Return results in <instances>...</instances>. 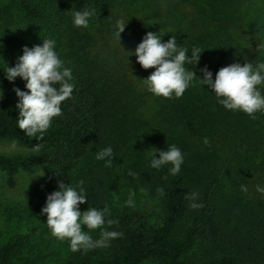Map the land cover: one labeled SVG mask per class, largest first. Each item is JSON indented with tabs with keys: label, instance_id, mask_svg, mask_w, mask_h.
I'll return each mask as SVG.
<instances>
[{
	"label": "trees",
	"instance_id": "trees-1",
	"mask_svg": "<svg viewBox=\"0 0 264 264\" xmlns=\"http://www.w3.org/2000/svg\"><path fill=\"white\" fill-rule=\"evenodd\" d=\"M84 7L96 8L97 16L86 28L74 27L71 10ZM2 20L12 27L4 32L0 25L6 66L23 46L54 38L74 81L61 114L43 134H28L15 123L13 89L24 90V82H9L0 73V140L24 149L0 154V173L8 188L21 172L34 175L19 217L40 219L57 181L82 180L87 201L79 210L107 205L108 219L116 223L104 227L122 233L106 248L73 252L66 241L60 264H264V194L255 190L264 187V114L251 118L225 110L196 78L178 98L155 96L141 80L153 69H142L130 55L137 45L134 32L147 28L164 34L162 41L174 35L177 45L199 47L192 66L197 78L205 65L214 79L230 63L264 61V0H0ZM117 20L126 23L118 41ZM169 144L184 157L174 176L167 165L157 170L147 163L152 148ZM109 145L113 163L104 167L94 153ZM38 171L43 175L35 177ZM126 185L154 197L155 211L118 205L115 195ZM193 191L199 209L188 207L185 193ZM38 221L0 244V264L33 253L34 237L51 236L45 218ZM86 231L98 237L99 229Z\"/></svg>",
	"mask_w": 264,
	"mask_h": 264
},
{
	"label": "clouds",
	"instance_id": "clouds-1",
	"mask_svg": "<svg viewBox=\"0 0 264 264\" xmlns=\"http://www.w3.org/2000/svg\"><path fill=\"white\" fill-rule=\"evenodd\" d=\"M96 16L97 9L94 7L71 10V23L74 27L86 28L90 18ZM125 24L121 20L116 21L114 35L117 41ZM163 35L160 31L146 32L130 53L142 69H153L146 78L141 79L148 92L163 98H178L196 78L201 86L210 90L208 92L215 96L217 103L225 110L239 111L251 118L257 112L264 114V94L260 88L264 85V61L255 64L246 60L242 64L230 63L219 68L214 79L205 65L200 69L202 78H197L192 66L199 59V47L186 49L177 45L176 36L169 35L166 41H162ZM55 45L54 38L45 37L31 48L23 46L21 54L11 67L0 59V64L3 65L0 73H3L4 79L12 82L18 77L24 82V90L13 89L17 98L15 123L28 134H43L52 118L61 114V103L71 97L74 89L72 69L64 66L65 62L59 58ZM188 65L190 67H186ZM204 142L207 143V140ZM152 149L148 167L159 170L167 165L169 175L174 176L179 172L184 159L179 147L169 144L164 150ZM113 157L110 145L94 153V158L103 161L104 167L111 166ZM42 175L43 173L35 177ZM127 175L135 177L136 173L129 170ZM82 185V180L66 185L57 181L55 190L46 195L40 209L50 234L58 240H66L73 252L106 248L111 240L122 236L121 232L104 227L116 223L108 219L110 211L107 205L100 208L88 206L84 211L79 210V205L87 201ZM240 188L241 191H247L245 185ZM255 190L264 194V187L261 185H257ZM156 191L163 195V188L158 187ZM185 198L189 201V208L202 207L195 191L185 193ZM125 203L131 204V199ZM82 225L84 230L81 229ZM96 229H99L98 237L93 239L86 230Z\"/></svg>",
	"mask_w": 264,
	"mask_h": 264
},
{
	"label": "rangeland",
	"instance_id": "rangeland-1",
	"mask_svg": "<svg viewBox=\"0 0 264 264\" xmlns=\"http://www.w3.org/2000/svg\"><path fill=\"white\" fill-rule=\"evenodd\" d=\"M2 5V4H1ZM10 16L15 20L16 14L11 13ZM4 22V23H3ZM0 25L6 28L3 31H10V27L5 21H1ZM3 27V26H2ZM151 30L145 28V32L141 28L136 29L134 32L136 42L138 43L146 32ZM141 32L140 34H138ZM152 32V31H151ZM3 37L0 32V49L3 47ZM151 101L148 103L150 105ZM24 149L13 141L0 140V154L2 155H15L23 153ZM38 171L36 174H40ZM34 175L25 172L19 173L16 178V184L13 188H8L4 182V175L0 173V244L4 243L9 237L14 236L16 233L27 231L28 227L38 224L45 217L40 215V219L35 221L26 222L22 220L18 213L25 204L28 197ZM115 202L118 205H127L130 208L140 209L146 212L155 211L157 200L154 197H149L142 191L135 189L131 186H123L116 193ZM25 197V198H24ZM131 199V204H126L125 201ZM66 240H58L55 237H34L32 239L33 253L27 255L24 252L18 258L13 260V264H60L64 255V247ZM145 264H162L158 262H148Z\"/></svg>",
	"mask_w": 264,
	"mask_h": 264
}]
</instances>
